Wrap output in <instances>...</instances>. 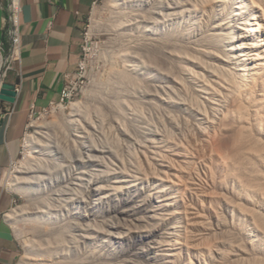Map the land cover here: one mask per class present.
Returning a JSON list of instances; mask_svg holds the SVG:
<instances>
[{
    "label": "rangeland",
    "instance_id": "rangeland-1",
    "mask_svg": "<svg viewBox=\"0 0 264 264\" xmlns=\"http://www.w3.org/2000/svg\"><path fill=\"white\" fill-rule=\"evenodd\" d=\"M113 1H100L87 17L83 52L67 82L70 99L29 117L15 165L0 173L15 195L8 211L17 217L8 220L18 241L15 264L264 263L251 211L239 208L257 210L259 202L241 197L235 174L222 166L233 145V129L222 124L233 122L226 109L237 90L227 93L221 79L233 67L204 45L209 33L220 32L219 19H231L230 2L167 0L163 10L158 5L165 0ZM155 18L167 19L161 33L173 38L163 50H143ZM77 103L83 119L78 140L66 123ZM40 128L55 136L49 151L37 146L27 154V137ZM83 138L96 146L94 166L79 162ZM33 158V170L43 175L38 183L51 189H39L27 173L33 185L25 196L8 174ZM91 167V188L74 185ZM57 187L61 199L49 215L47 194Z\"/></svg>",
    "mask_w": 264,
    "mask_h": 264
},
{
    "label": "bare ground",
    "instance_id": "bare-ground-1",
    "mask_svg": "<svg viewBox=\"0 0 264 264\" xmlns=\"http://www.w3.org/2000/svg\"><path fill=\"white\" fill-rule=\"evenodd\" d=\"M228 1L230 2L233 10L231 19L227 18L226 16H223L221 20L219 19L218 26L220 32L218 34L209 33L206 36V40H204L205 41L204 45L209 46L208 47L209 50H207V53L211 57H216L221 63H225L226 65L232 64L233 67V72L229 74H224L223 78L222 79L220 78L222 81L219 80L223 82V83L220 82L221 84L225 85L224 88L227 93L229 92L230 94L231 91L235 89L237 90V93H235L236 95L235 101L232 99L234 101L233 107L228 111L226 109L227 116L229 117L231 116L233 122L227 123L225 125L224 123L222 124L224 126L225 131L230 130V128L233 129V141H230L233 142V145H231L232 146L231 152L228 158H225L227 160L222 161L223 164L222 166L224 167L227 166L226 168L232 170L230 174L232 172L235 174L236 177L234 176V178L238 181V185H239L238 188L241 191L240 192L241 197L244 196V199H246V201L250 205L251 203L259 202V206H258L259 209L256 208L257 210H254V208H249L250 206L247 207L246 205L245 206L240 205L241 207L239 208L242 210L243 207V209L245 208L246 211L248 212L251 211L250 214H248V217L251 219L253 223L252 225L253 234L258 237L256 239V247L259 250H263L264 252V0H220L221 3H226ZM116 2H118V0H114L111 5L115 6ZM160 2L161 5H158V7L164 10V8H166L167 0H165L164 2L163 1ZM223 10L224 12L227 11V9L225 8H223ZM157 12L158 10L154 13L158 15ZM159 12L165 13L162 10ZM117 24H119V22ZM166 27H167V19L160 21L157 18H155L154 30L151 31V36L153 38L151 40H146L144 44L142 43L143 44L142 49L149 50L150 48L155 49L156 47L158 50H163L165 43L171 38H173L170 37L169 34L161 33V29H165ZM194 41L195 39L191 41L193 46L195 44L196 45L198 44L197 41L196 42ZM222 53H224L225 56H223ZM190 61L193 62L194 59L189 58V62ZM182 67H183L182 70L187 72L188 69L185 66ZM202 68H204V66H202ZM196 78L199 81L201 80L200 76L198 75L196 76ZM127 80H129V78H127ZM132 81L134 80L132 79ZM176 81L179 82L178 80ZM203 86L205 88L210 87V86L208 87L206 83H204ZM221 98L223 100V96H221ZM79 111H80V104L77 103L73 108V112L68 114V116L66 117V119H68L66 120V123L70 125L69 127H71L70 130L71 136H73L76 140L79 139V137L77 136H83L81 134V130L83 128H80L83 119L82 116H80ZM224 114L226 113L224 112ZM78 115L80 117H76ZM218 116H220V113ZM85 123L88 124L89 122L86 121ZM230 125L232 126L230 127ZM54 137L55 136L51 132V130L50 132L49 131L46 132L44 131V129L41 128L38 129L32 135H29L27 137V141H26L27 149L28 151H30V152L27 151V154L28 153L31 154L32 151H34V148L35 147L37 148V146H40V149L42 148L45 152H48L49 151L48 147L50 145L49 141H51V139ZM90 140L91 139L85 141L83 138L85 144L83 145L79 143V146L81 147L79 162L81 160H85L86 162H91L90 165L94 166L95 160L93 161V159L95 158L94 152L96 151L95 149L96 146L94 144V141L92 140L90 141ZM40 154L44 155L45 153H40ZM53 161L55 160H52V163ZM34 162H37L35 161L34 158L32 160L30 159V161L25 163L24 166L22 167L20 166L19 169L17 168L18 170L16 169L14 171L12 170L13 172L10 171V173L8 174L11 175L8 177L12 178L13 186L16 187L18 190H20L21 192L22 191L25 192L26 194L23 193L25 194V196L31 192L32 188H30V184L31 185L38 184L39 186H41L39 189H43V188L48 190L51 189L50 188L51 185L45 188L42 182L38 183L39 181H41V179L39 178H41L43 175L42 176L37 175L40 174L39 168L38 169L35 168L33 170V168L37 166V163ZM27 173L28 174L31 173L30 178L32 179L33 182L36 181L37 182L36 183L31 182L30 181L31 179L29 177L27 178H29L30 180L28 179L27 181L30 182H27L25 180L27 179L25 177V174ZM89 173H85V175L81 173L79 175L80 177H78L79 179L76 178L77 183L75 182L76 184L74 185H77L78 187V186H83L84 184L86 185L87 190H89L93 184L92 180L95 174L92 167H91V172ZM45 183L46 182L44 181V184ZM174 184L177 187L180 185L176 181L174 182ZM34 188L37 189V187ZM59 189L60 188L58 189L55 188V190L51 192V194L50 192L49 194H47V201H48L47 205L48 208L50 207L48 214L51 212L52 203L56 202L54 200L55 199L59 200L60 198L59 196L61 195L60 193L61 189L60 191ZM68 198L70 199V197ZM247 202L245 203L247 204ZM16 215L18 216V214ZM7 217H8L7 220H9L12 223H16L14 222V219H16L17 217L14 214L10 216L7 215ZM61 218L63 219L62 213H61ZM258 263L264 264L262 259H260Z\"/></svg>",
    "mask_w": 264,
    "mask_h": 264
},
{
    "label": "crops",
    "instance_id": "crops-1",
    "mask_svg": "<svg viewBox=\"0 0 264 264\" xmlns=\"http://www.w3.org/2000/svg\"><path fill=\"white\" fill-rule=\"evenodd\" d=\"M94 0H20L21 45L7 81L16 85L14 103L0 99V173L18 156L31 113L62 98L67 78L83 52L86 20ZM11 0H0V60L12 46ZM15 195L0 182V258L15 264L18 241L7 220Z\"/></svg>",
    "mask_w": 264,
    "mask_h": 264
},
{
    "label": "built area",
    "instance_id": "built-area-1",
    "mask_svg": "<svg viewBox=\"0 0 264 264\" xmlns=\"http://www.w3.org/2000/svg\"><path fill=\"white\" fill-rule=\"evenodd\" d=\"M102 0H94L92 3V8H95L98 3ZM22 7L20 0H11L10 4V20L12 21V28L10 30V34L12 37V46L10 49V53L8 55V58L6 61L0 60V90L2 87V84L7 81L9 78L10 73L13 71V63L16 61V59L19 57L20 53V45H21V32H20V13H21ZM84 36L86 37V31H84ZM80 72L83 70V65H81L80 69H78ZM70 76H68L66 84L63 89L62 98L59 102H54L53 104H59L64 103L68 99H70L69 90L67 82L70 79ZM45 109V108H44ZM43 110V109H42ZM37 111L31 113V116H33ZM0 264H6L2 259L0 258Z\"/></svg>",
    "mask_w": 264,
    "mask_h": 264
},
{
    "label": "water",
    "instance_id": "water-1",
    "mask_svg": "<svg viewBox=\"0 0 264 264\" xmlns=\"http://www.w3.org/2000/svg\"><path fill=\"white\" fill-rule=\"evenodd\" d=\"M18 91L16 85L9 81H5L2 84L0 90V99L9 103H14L17 99Z\"/></svg>",
    "mask_w": 264,
    "mask_h": 264
}]
</instances>
